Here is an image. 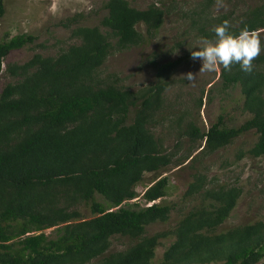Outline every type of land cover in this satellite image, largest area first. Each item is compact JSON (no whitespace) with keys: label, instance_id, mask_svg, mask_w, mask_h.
Returning a JSON list of instances; mask_svg holds the SVG:
<instances>
[{"label":"trees","instance_id":"obj_1","mask_svg":"<svg viewBox=\"0 0 264 264\" xmlns=\"http://www.w3.org/2000/svg\"><path fill=\"white\" fill-rule=\"evenodd\" d=\"M103 7L106 16L100 24L107 34L98 26H77L69 35L78 43L55 56L34 53L25 62L5 67L15 80L0 90V264H152L155 247L166 237L172 241L155 264H255L264 256V221L220 228L240 189L214 184L198 171L182 194V199L194 201L175 223L151 234L145 227L166 222L174 207L159 201L167 194L168 178L162 173L169 165L211 154L249 131L255 140L237 150L234 161L264 156V51L250 74L239 64L231 71L220 66L221 87L238 86L241 109L249 117L237 126H225L217 116L205 130L186 121L179 134L194 147L174 159L149 126L167 86L163 78L178 60L159 64L155 81L136 91L103 83L97 76L112 50L146 41L165 11L153 3L135 8L126 0H105ZM3 12L0 0V18ZM66 21L64 27H69L75 16ZM220 24L201 25L198 31L215 41L212 29ZM245 26L264 29L262 5L244 12L229 31L238 34ZM33 41L31 34L0 41V72L9 51ZM196 105L200 107L201 96ZM144 173L153 176L139 195L144 204L129 202L138 197L135 187ZM79 207L90 216L83 217ZM52 227L58 228V235L40 244L36 232ZM113 236L125 237L129 244L108 252ZM15 239L25 254L13 253Z\"/></svg>","mask_w":264,"mask_h":264},{"label":"rangeland","instance_id":"obj_2","mask_svg":"<svg viewBox=\"0 0 264 264\" xmlns=\"http://www.w3.org/2000/svg\"><path fill=\"white\" fill-rule=\"evenodd\" d=\"M126 1L139 9L151 3L161 7L165 11L162 23L140 45L121 51L112 50L98 69L97 76L103 83L110 82L136 91L155 81L156 67L159 64L178 60L177 65L163 78L167 86L162 94L161 106L149 126V130L166 151L173 152L174 159L181 158L194 147V144L179 134L186 121H192L196 127L205 130L215 122L217 116L222 117L225 126H237L249 117V113L241 109L242 96L238 86L222 88L219 78L220 67L215 72H200L202 61L192 60L191 52L199 50L202 34L198 28L201 25L204 28L216 22L223 23L225 20L231 25L235 24L240 16L252 7L258 5L264 7V0H224L227 7L219 10L216 7V0ZM104 2L105 0H3L0 41L18 34H31L34 41L9 51L3 58L0 90L4 84L15 80L5 71L7 65L25 62L34 53L55 56L68 45L78 43L77 38L69 35V29L77 26H98L101 32L107 34L109 30L100 24L102 18L106 16ZM71 16H75V21L70 23L69 27H64L67 23L66 18ZM136 29L144 32L141 24L136 25ZM114 40L113 37H109L111 43ZM261 40L264 43V31L261 32ZM188 73L196 76L193 82L184 78ZM199 96L200 107L196 105ZM178 117L180 127L176 123ZM254 140L255 134L249 131L211 154L194 157L192 162L185 161L176 167L173 165L166 167L162 175L168 178L167 194L159 201L171 202L174 207L166 222L146 226L145 233L151 234L171 227L194 201L182 199L186 184L191 181V174L194 171L204 174L207 180L214 184H229L240 189L235 206L220 228L255 220L264 221V156L253 158L245 155L234 161L236 151L245 150ZM196 152L197 150L192 151L191 155ZM152 177L151 173H144L143 180L135 187L138 197L129 202L137 199L141 205L144 204L139 195ZM79 209L83 217L90 216L86 208ZM58 233L59 230L55 227L36 232L41 236L40 244L54 239ZM171 241L172 237L159 240L152 264L157 262L161 252ZM128 244L127 238L113 236L108 252L122 250ZM12 251L17 255L27 252L23 250L19 239L13 241ZM87 264L98 263L92 260ZM255 264H264V256Z\"/></svg>","mask_w":264,"mask_h":264},{"label":"clouds","instance_id":"obj_3","mask_svg":"<svg viewBox=\"0 0 264 264\" xmlns=\"http://www.w3.org/2000/svg\"><path fill=\"white\" fill-rule=\"evenodd\" d=\"M217 9L226 8L224 0H216ZM231 25L225 20L215 26L212 31L215 41L201 37L198 51L191 52V59L202 61L200 72H215L222 66L224 70L231 71L235 64H239L241 71L251 73L254 69V61L264 51V43L261 40V32L264 30H250L247 26L238 34L229 31ZM199 72V73H200ZM190 82L196 78L192 73L184 77Z\"/></svg>","mask_w":264,"mask_h":264}]
</instances>
